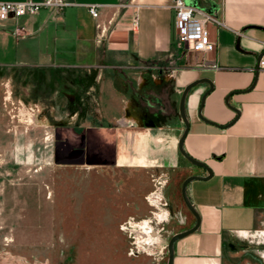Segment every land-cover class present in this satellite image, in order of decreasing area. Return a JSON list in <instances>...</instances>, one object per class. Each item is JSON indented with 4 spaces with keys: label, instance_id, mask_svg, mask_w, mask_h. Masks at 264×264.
Wrapping results in <instances>:
<instances>
[{
    "label": "crops",
    "instance_id": "obj_1",
    "mask_svg": "<svg viewBox=\"0 0 264 264\" xmlns=\"http://www.w3.org/2000/svg\"><path fill=\"white\" fill-rule=\"evenodd\" d=\"M66 1L61 11L41 8L0 22V119L10 88H20L48 108L46 120L57 109L68 122L60 136L73 149L113 155L105 165L84 160L65 167L129 170L140 166L143 152H168L164 165L175 158L183 179L205 176L177 153L184 130L179 100L187 84L210 79L202 106L210 122L196 114L208 83L186 95L184 149L211 176L187 185L200 224L174 243L173 264H264V68L256 78L254 72L264 50V0H184L220 22L208 24L214 46L204 53L178 41L173 0ZM88 5H96V17ZM235 90L241 92L229 103L237 116L225 104ZM21 113L39 121L37 113ZM192 225L194 219L185 229Z\"/></svg>",
    "mask_w": 264,
    "mask_h": 264
},
{
    "label": "rangeland",
    "instance_id": "obj_2",
    "mask_svg": "<svg viewBox=\"0 0 264 264\" xmlns=\"http://www.w3.org/2000/svg\"><path fill=\"white\" fill-rule=\"evenodd\" d=\"M13 89L0 119V264H166L168 240L194 219L175 158L164 165L168 152L147 151L129 170L65 167L55 138L68 122L57 109L46 120L48 108ZM147 222L145 236L136 226Z\"/></svg>",
    "mask_w": 264,
    "mask_h": 264
},
{
    "label": "built area",
    "instance_id": "obj_3",
    "mask_svg": "<svg viewBox=\"0 0 264 264\" xmlns=\"http://www.w3.org/2000/svg\"><path fill=\"white\" fill-rule=\"evenodd\" d=\"M68 4L66 0L0 1V22L26 14H36L41 8L61 11ZM172 7L175 10L178 41L186 44L194 52L204 53L212 50L214 44L210 39L207 26L210 23L220 24V22L212 14L187 5L184 0H173ZM88 10L93 17L97 16L96 5H88ZM135 20L136 18H134ZM210 67L217 69L215 64H211ZM259 67L264 68V54L260 58ZM123 227L121 226V228Z\"/></svg>",
    "mask_w": 264,
    "mask_h": 264
},
{
    "label": "water",
    "instance_id": "obj_4",
    "mask_svg": "<svg viewBox=\"0 0 264 264\" xmlns=\"http://www.w3.org/2000/svg\"><path fill=\"white\" fill-rule=\"evenodd\" d=\"M236 46L239 47V42L237 41L236 43ZM264 54V50L261 51L258 55H257V58H256V64H255V68H254V72H255V78L258 74V71H259V61H260V58L262 57V55ZM200 82H206L208 83L209 85V88L203 93L202 97H201V101H200V106L198 108V115L200 117V119H202L203 121H206V122H210L208 120H206L202 115H201V110H202V106H203V103H204V99L205 97L207 96V94H209L212 89H213V84H212V81L208 78H200V79H196L192 82H190L189 84H187L182 93H181V96H180V100H179V114H180V117L184 123V130L178 140V143H177V148H178V151L179 153L187 160L189 161L191 164L195 165V166H198V167H201L203 168L207 175L203 176V175H190V176H187L181 183V188H180V192H181V197H182V200L184 202V204L186 205L187 209L191 212V214L193 215L194 217V220H195V223L192 227L188 228V229H185L183 231H180V232H177L175 234H173L170 239L168 240V243H167V263L166 264H173V258H174V243L193 233L194 231L197 230V228L199 227V224H200V216L198 214V212L196 211L195 207L193 206V204L191 203L190 199L188 198V195H187V185L189 182H191L192 180H207L208 178H210L211 176V170L209 169V167L202 161H199L197 159H195L194 157H192L190 154H188L186 152V150L184 149V139H185V136L186 134L188 133V129H189V122L187 120V117H186V111H185V100H186V95L188 93V91L195 85H197L198 83ZM253 86V83L251 84V86L249 88H252ZM241 91H238V90H235V91H232L230 93H228L225 97V104L228 108H230L232 111H234L236 113V116L238 115L239 111L237 108H235L233 105H231L229 103V98L235 94V93H239ZM234 120V119H233ZM232 120V121H233ZM230 121L228 124H231ZM226 125V126H227Z\"/></svg>",
    "mask_w": 264,
    "mask_h": 264
},
{
    "label": "flooded vegetation",
    "instance_id": "obj_5",
    "mask_svg": "<svg viewBox=\"0 0 264 264\" xmlns=\"http://www.w3.org/2000/svg\"><path fill=\"white\" fill-rule=\"evenodd\" d=\"M56 144V158L65 162H79L88 160L91 162H97L100 164H108L113 160L112 152H99V153H88L86 156L81 151L72 148L71 143L68 139L63 140L60 135L55 138ZM94 154V155H93ZM195 223V220H194ZM193 226V225H192ZM188 229V228H187Z\"/></svg>",
    "mask_w": 264,
    "mask_h": 264
},
{
    "label": "bare ground",
    "instance_id": "obj_6",
    "mask_svg": "<svg viewBox=\"0 0 264 264\" xmlns=\"http://www.w3.org/2000/svg\"><path fill=\"white\" fill-rule=\"evenodd\" d=\"M35 119H36V118H35ZM156 189H157V188H156ZM148 223H149V222L145 223V224H146V225L144 224L145 226H139V225H137V224H135V223H132V225H134V226L137 225V226H136L137 228H142V230L144 229V230H145V234H144V235L146 236V235H147V234H146V231H147L148 229L151 228V227L148 226V225H149ZM147 226H148V227H147ZM145 236H144L143 238H146ZM143 238H141V239H143ZM146 241H147V240H146ZM136 246H138V245H136ZM139 246H140V245H139Z\"/></svg>",
    "mask_w": 264,
    "mask_h": 264
}]
</instances>
